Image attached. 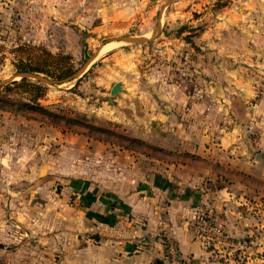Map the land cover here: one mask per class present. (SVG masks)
<instances>
[{"label": "crops", "instance_id": "obj_1", "mask_svg": "<svg viewBox=\"0 0 264 264\" xmlns=\"http://www.w3.org/2000/svg\"><path fill=\"white\" fill-rule=\"evenodd\" d=\"M79 13L68 9L61 15L60 32L83 28ZM163 13H156L163 59L149 73L113 77L108 58L95 70L98 79L120 82L123 92L110 107L113 120L138 148L107 154L112 168L122 165L108 171L107 186H66L70 199L44 203L38 216L35 184L26 188L22 202L9 201L15 211L9 218L0 198V264H163L168 245L187 264H219L212 259L213 246L197 238L198 215L212 208L233 241L263 220L264 76L225 70L226 77H179L175 64L183 34L163 32ZM199 33L193 40L204 55L211 58L216 50L221 64H231L236 55L212 41V29ZM251 38L253 49L264 53L260 27ZM255 59L252 65L264 66V58ZM208 66L210 61L203 69ZM149 163L155 169H148ZM18 172L13 176L24 177ZM35 172L28 166L25 173L35 179Z\"/></svg>", "mask_w": 264, "mask_h": 264}, {"label": "rangeland", "instance_id": "obj_2", "mask_svg": "<svg viewBox=\"0 0 264 264\" xmlns=\"http://www.w3.org/2000/svg\"><path fill=\"white\" fill-rule=\"evenodd\" d=\"M67 3L0 0V198L7 203L6 218L15 212L9 201L25 200L29 185L36 187V216L43 212L44 203L66 197L69 200L70 190L66 186L75 187L82 182L107 186L110 180L107 173L114 169L107 154L115 149L138 148L128 141L123 124L113 120L108 99L115 80L98 79L95 70L108 58L110 65L114 64L110 66L115 72L113 77L149 73L158 59H163L157 46L162 40L158 36L160 25L156 13L165 14V34H183L175 64L179 77H226L225 70L244 77L264 76V66L252 65L256 57L261 62L264 53H257L251 41L258 27L260 45L264 41V0H72ZM68 9L80 12L84 25L62 33L65 30L60 32L58 24L65 21L61 15ZM125 10V14H119ZM209 28L215 38L212 41L217 45L222 43L227 53L236 55L234 60L229 58L231 64H221L224 60L216 50L213 54L208 51L212 55L208 58L203 47L195 44V36ZM126 38L145 39V42L130 43L124 41ZM22 44L55 57L52 70L56 76L17 74L19 56L13 50ZM209 61L212 66L204 70V63ZM69 73H73L71 80H59L58 76ZM195 85L199 88L200 84L197 81ZM28 166L30 170L36 169L35 179L26 176ZM113 166L118 171L122 168L115 163ZM148 169L155 166L149 163ZM5 171L9 176H3ZM18 171H23L24 177L13 176ZM15 190L20 193H13ZM252 231L234 241L225 233V240L210 247L212 259L219 264H264V218Z\"/></svg>", "mask_w": 264, "mask_h": 264}, {"label": "built area", "instance_id": "obj_3", "mask_svg": "<svg viewBox=\"0 0 264 264\" xmlns=\"http://www.w3.org/2000/svg\"><path fill=\"white\" fill-rule=\"evenodd\" d=\"M197 221V238L207 248L214 247L215 244L225 240V230L215 218L212 208L201 212L197 217ZM163 264H187V262L179 258L172 245H168Z\"/></svg>", "mask_w": 264, "mask_h": 264}, {"label": "trees", "instance_id": "obj_4", "mask_svg": "<svg viewBox=\"0 0 264 264\" xmlns=\"http://www.w3.org/2000/svg\"><path fill=\"white\" fill-rule=\"evenodd\" d=\"M13 51L19 56L17 74L35 73L43 74L47 77L56 76L54 70H52L55 57H52L50 54L46 52L41 54L37 48L25 44L15 47ZM33 53H37V55L34 57ZM72 74L73 73L63 74L58 77H61V79H59L61 82L65 80L69 81L71 80L70 77Z\"/></svg>", "mask_w": 264, "mask_h": 264}, {"label": "water", "instance_id": "obj_5", "mask_svg": "<svg viewBox=\"0 0 264 264\" xmlns=\"http://www.w3.org/2000/svg\"><path fill=\"white\" fill-rule=\"evenodd\" d=\"M126 42L134 43V42H145V39H131V38H126L124 39ZM23 77H32L31 74L24 73L22 74ZM123 92V89L121 88L120 83H116L112 86L110 90L111 98L108 99L109 104H113V98L119 96L120 93Z\"/></svg>", "mask_w": 264, "mask_h": 264}]
</instances>
